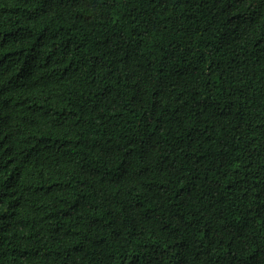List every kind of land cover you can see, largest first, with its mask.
<instances>
[{"label":"trees","instance_id":"16d2710c","mask_svg":"<svg viewBox=\"0 0 264 264\" xmlns=\"http://www.w3.org/2000/svg\"><path fill=\"white\" fill-rule=\"evenodd\" d=\"M0 264H264V0H0Z\"/></svg>","mask_w":264,"mask_h":264}]
</instances>
